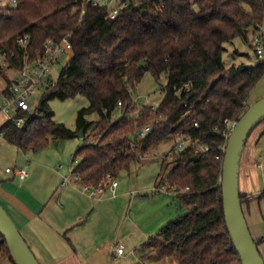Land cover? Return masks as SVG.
Returning a JSON list of instances; mask_svg holds the SVG:
<instances>
[{
    "label": "trees",
    "instance_id": "obj_1",
    "mask_svg": "<svg viewBox=\"0 0 264 264\" xmlns=\"http://www.w3.org/2000/svg\"><path fill=\"white\" fill-rule=\"evenodd\" d=\"M128 1L114 18L108 6L83 10L82 0H16L0 7V51L9 61L0 62V94L11 91L7 69L23 63L19 35L30 34L32 55L48 37L70 34L73 44L38 105L17 113L26 122L19 126L6 119L0 132L24 151L45 148L51 137L74 136L77 131L53 119L50 101L85 95L89 104L79 110L78 123L86 141L72 160L78 181L93 186L118 176L163 139L190 135L166 175L185 212L142 243V256H172L177 264H243L223 206V148L230 134L225 119L238 120L250 105L251 91L264 76V59L227 67L223 53L237 37L248 41L251 30L264 37V0ZM147 70L157 80L167 76L165 95L155 108L141 104L133 114V90ZM117 109L120 116L114 119ZM91 113L98 114L96 121L87 118ZM147 124L152 130L140 137L138 129ZM197 141L209 148L197 150ZM240 196L242 203L248 199L242 191ZM253 198L264 200V189ZM0 250L13 259L1 230Z\"/></svg>",
    "mask_w": 264,
    "mask_h": 264
},
{
    "label": "rangeland",
    "instance_id": "obj_2",
    "mask_svg": "<svg viewBox=\"0 0 264 264\" xmlns=\"http://www.w3.org/2000/svg\"><path fill=\"white\" fill-rule=\"evenodd\" d=\"M256 33L257 31L251 30L248 41L241 37H237L232 42L226 43L227 50L223 53L225 66L228 67L232 64H240L242 62L247 64H255L258 62L259 57L256 55L255 46L253 44V37ZM70 56L71 54L67 53L61 57L58 63L54 65L52 70V79L54 81H57L59 78L62 68ZM7 72L9 76L12 77L16 74V69L9 67ZM166 83L167 76L165 74L162 75L160 80H157L150 72H146L144 74L136 88L133 90L134 100H137L136 105L137 108H139V111L142 109L141 104H159L162 101L165 95L164 85ZM3 85L4 81L0 77V90L3 88ZM44 92L45 88H40L32 95V97H30L29 100L32 105V109L38 105ZM263 96L264 76L253 87L249 103L252 104ZM88 104L89 99L83 94L66 99H52L50 101V105L54 110L53 119L55 121L63 122L68 128L77 132L76 135L66 138L51 137L50 144L40 150L24 151L15 144L7 141L4 135L0 132V188L2 187L6 190L10 188L12 190L13 186L19 184L18 178L14 176V171L11 173L6 171L7 166L15 168L16 166L19 167L30 163L29 172L34 167L41 173L36 174V170L33 172L32 177L35 184L45 183L46 177H50V179L53 178L55 182L56 179L61 177V182L63 175H69V167L71 164L75 163L72 160L73 154L77 148L86 141L84 136L77 135L80 130L78 112L83 106ZM119 116L120 110L117 109L114 112L113 117L116 119ZM7 117L8 116L5 113H0V125L7 119ZM87 118L89 120L96 121L98 119V114H88ZM263 122H260L253 128L242 149L239 171L240 191L242 190V182L245 177L244 166L253 158L263 163L258 168L257 175L259 177L260 186L264 182V137L257 146L255 144V139L261 134ZM175 143L176 137L172 139H163L153 149L144 153V158L140 155L136 160L132 161L129 168L124 169L118 176L115 177V179H117L121 184V187L118 188L119 190L116 188V191L114 192L112 187L107 185L102 198L108 196L110 197V200L106 201V203L99 207V211L101 210V212H96V214L92 216V220L90 222L91 225L94 223L93 221L97 222V220H99L98 224L101 228L100 243L107 238L112 239L110 250L106 247H102L101 249L99 257L101 260L100 264H150V258L148 256L145 255L142 256V258L139 256V253H141L140 246L148 237L146 235L144 236L141 231L144 229L154 228L155 232L151 233V235H154L168 221L185 212V209L179 202L177 192L171 188L166 179V175L170 171L173 161L177 156ZM170 150H172V152L169 153ZM60 164L64 165L63 168H59ZM41 175L44 177L41 178ZM70 178L73 180L68 184V186L73 188L75 187L82 193H85L83 191L82 184L80 182H76L73 175H70ZM162 185H165L164 189L158 188ZM122 188H126V190H128L124 196L118 195ZM132 196L137 197L138 201L133 206V215L130 216L128 215V211L129 208H131L130 199ZM90 199H93V202L96 201V198H93V196H91ZM62 202L64 203V201ZM0 203L7 210L31 247L32 241L30 240V237H28L24 230L19 227L13 215L12 209L8 206L1 193ZM68 204L72 207L74 203L72 204L70 202ZM242 204L245 215L249 218V222H252L255 219L258 221H264V200L256 198L250 200L247 199L244 200ZM86 205H92V203ZM250 210L253 213L252 217L249 215ZM166 211H168V214L164 219L165 221L157 222V219L159 221V217ZM105 212L106 215L107 213L110 215L103 217L102 213L104 214ZM97 213L100 215H97ZM119 243H121L125 249L124 255L121 256L115 255L112 248ZM31 248L40 261L38 253H36V250L33 249L34 245ZM162 263L164 262L159 264ZM0 264L15 263L9 253L4 250H0Z\"/></svg>",
    "mask_w": 264,
    "mask_h": 264
},
{
    "label": "crops",
    "instance_id": "obj_3",
    "mask_svg": "<svg viewBox=\"0 0 264 264\" xmlns=\"http://www.w3.org/2000/svg\"><path fill=\"white\" fill-rule=\"evenodd\" d=\"M263 137L264 122L260 136L255 139L256 146ZM141 156H143L142 158L145 157L144 154ZM29 164L16 166L15 168L12 167V170H7V167H9L7 166L6 171L8 173L14 171V176L18 178L19 184L13 186L12 190L10 188L6 190L1 187L0 193L12 209L19 227L30 237L32 241L31 245H34L33 249L38 253L42 264H100L101 249L102 247H106L110 250L112 239L107 238L100 243L101 228L98 224L99 220L97 222L93 221L94 223L91 225L90 222L96 212H101V210L99 211V207L106 203V201H109L110 197L106 196L102 198L103 192L97 196H93V198H96V201L93 202V199H90L91 195L82 193L75 187H69V183L62 185V181L60 182L61 177L56 179L55 182L53 178L50 179V177L47 178L45 176V183L35 184L32 176L36 168L33 167L29 172ZM262 164V162L253 158L244 166L245 177L243 178L241 191L246 193L248 199L253 195L259 194L264 189V182L260 186L257 175V170ZM22 168L27 170V175L24 178H21L19 174V170ZM37 173L41 174L39 170H36ZM41 176V178L44 177L43 175ZM75 181L79 182L78 180ZM120 187L121 184L119 183L116 188ZM116 188H112V190L116 191ZM158 188H161V186ZM127 192L126 188H122L118 195L124 196ZM137 201L138 198L132 196L130 199L131 208H129L128 215H133V206ZM70 202L74 203L72 207L68 204ZM90 203L92 205H86ZM259 204L261 205L260 202ZM249 212V215L252 217V211L250 210ZM98 213L97 215H100ZM167 214L168 211L164 212L159 217V221L157 219V222H164ZM102 215L105 217L110 214L107 213L106 215L105 212ZM247 220L254 238L261 239L258 246L264 258V221L255 219L249 222V218ZM154 232V228L141 231L144 236L148 237ZM119 245L122 244L119 243L112 247L115 255H118L116 248ZM124 253L121 255H124ZM139 256L142 258V253H139ZM146 256L150 258V264H159L161 262H164L162 264L176 263V259L172 256L159 257L154 253Z\"/></svg>",
    "mask_w": 264,
    "mask_h": 264
},
{
    "label": "built area",
    "instance_id": "obj_4",
    "mask_svg": "<svg viewBox=\"0 0 264 264\" xmlns=\"http://www.w3.org/2000/svg\"><path fill=\"white\" fill-rule=\"evenodd\" d=\"M147 2H152L154 0H146ZM16 0H0V7L14 5ZM129 4L128 0H82V8L85 10L87 6H108L110 10V16L116 17L121 9L126 7ZM70 34L64 35L61 39H54L53 37H48L42 49H37L34 55L28 50V43L30 41V34L25 33L19 35V45L23 49V63L21 67L15 68L16 74L11 78L13 79L12 84L10 85V93L0 94V113H5L8 117L7 119L15 120L16 124L21 126L26 122V117L23 115H17L19 111H30L32 105L30 103V97L40 88H46L49 85H52L55 81L52 79V70L56 63H58L62 56L67 53H72V41ZM253 44L255 46L256 55L260 59H264V37L261 32H257L253 37ZM6 52L0 51V62L5 65H9V61L5 58ZM12 57L16 58V54L12 53ZM148 72V70L146 71ZM137 100L133 101V104H136ZM119 106L122 105V101H119ZM152 108L158 106V104H151ZM139 108H136L133 111V114H138ZM237 120L225 119L230 132L235 126ZM195 124L198 125V121H195ZM152 130V124H147L140 129L137 133L140 137H145ZM192 137L184 133H178L176 136L175 149L177 151L184 148L190 141ZM197 150L199 149H208L209 146L204 144L201 141H197ZM224 146V151H225ZM63 164L59 165V168H63ZM7 170H12V167H7ZM74 164H71L69 167V175H64L62 180V185L71 183L73 179L70 178V175L74 176V180L79 179V175L74 173ZM21 178H24L27 175V170L22 168L19 170ZM107 185H110L115 189L119 185V181L115 177L108 175L107 181L104 184L97 186L93 185H82L83 191L91 196H97L105 192ZM161 188H165V185H162ZM115 191V190H114ZM117 254L121 255L125 252L124 246L119 245L116 248ZM177 264V262L175 263Z\"/></svg>",
    "mask_w": 264,
    "mask_h": 264
},
{
    "label": "water",
    "instance_id": "obj_5",
    "mask_svg": "<svg viewBox=\"0 0 264 264\" xmlns=\"http://www.w3.org/2000/svg\"><path fill=\"white\" fill-rule=\"evenodd\" d=\"M263 117L264 96L250 104L236 121L226 143L222 166L221 184L225 218L243 264H264V258L243 209L239 188L242 149L253 127ZM77 135L84 136V128L80 129ZM0 230L5 235L10 253L17 264H42L1 203Z\"/></svg>",
    "mask_w": 264,
    "mask_h": 264
}]
</instances>
